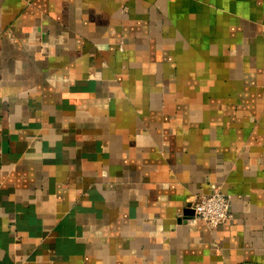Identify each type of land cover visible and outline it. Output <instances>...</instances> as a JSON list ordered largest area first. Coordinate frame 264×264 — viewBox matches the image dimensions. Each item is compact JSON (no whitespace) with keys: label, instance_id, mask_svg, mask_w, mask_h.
<instances>
[{"label":"crops","instance_id":"0c3cea01","mask_svg":"<svg viewBox=\"0 0 264 264\" xmlns=\"http://www.w3.org/2000/svg\"><path fill=\"white\" fill-rule=\"evenodd\" d=\"M0 264H264V0H0Z\"/></svg>","mask_w":264,"mask_h":264},{"label":"built area","instance_id":"2783aa9c","mask_svg":"<svg viewBox=\"0 0 264 264\" xmlns=\"http://www.w3.org/2000/svg\"><path fill=\"white\" fill-rule=\"evenodd\" d=\"M193 216L184 222L193 225L204 222L210 228H216L231 219L230 198L221 191L196 196L189 204Z\"/></svg>","mask_w":264,"mask_h":264}]
</instances>
